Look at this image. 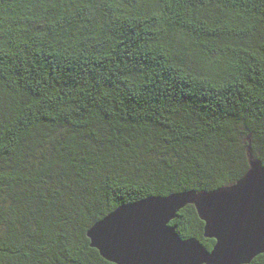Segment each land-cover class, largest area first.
<instances>
[{
    "label": "trees",
    "instance_id": "16d2710c",
    "mask_svg": "<svg viewBox=\"0 0 264 264\" xmlns=\"http://www.w3.org/2000/svg\"><path fill=\"white\" fill-rule=\"evenodd\" d=\"M249 148L264 162V0H0V264H114L97 221L235 183ZM171 225L216 243L194 205Z\"/></svg>",
    "mask_w": 264,
    "mask_h": 264
},
{
    "label": "water",
    "instance_id": "95a60500",
    "mask_svg": "<svg viewBox=\"0 0 264 264\" xmlns=\"http://www.w3.org/2000/svg\"><path fill=\"white\" fill-rule=\"evenodd\" d=\"M249 169L235 183L186 190L123 204L89 230L91 247L114 264H249L264 253V162L249 148ZM194 205L205 222L210 251L182 238L171 222Z\"/></svg>",
    "mask_w": 264,
    "mask_h": 264
}]
</instances>
